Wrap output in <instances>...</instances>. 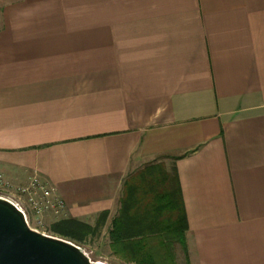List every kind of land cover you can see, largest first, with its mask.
Here are the masks:
<instances>
[{
  "label": "crops",
  "instance_id": "crops-1",
  "mask_svg": "<svg viewBox=\"0 0 264 264\" xmlns=\"http://www.w3.org/2000/svg\"><path fill=\"white\" fill-rule=\"evenodd\" d=\"M0 175L128 264L182 252L175 185L185 264H264V0L5 4Z\"/></svg>",
  "mask_w": 264,
  "mask_h": 264
},
{
  "label": "water",
  "instance_id": "water-1",
  "mask_svg": "<svg viewBox=\"0 0 264 264\" xmlns=\"http://www.w3.org/2000/svg\"><path fill=\"white\" fill-rule=\"evenodd\" d=\"M0 264H110L78 242L31 227L24 211L0 195Z\"/></svg>",
  "mask_w": 264,
  "mask_h": 264
},
{
  "label": "built area",
  "instance_id": "built-area-1",
  "mask_svg": "<svg viewBox=\"0 0 264 264\" xmlns=\"http://www.w3.org/2000/svg\"><path fill=\"white\" fill-rule=\"evenodd\" d=\"M0 195L12 200L21 208L28 224L35 229V225H39L44 215L60 217L65 209V203L56 194L55 188L35 175L30 176L23 185H13L0 175Z\"/></svg>",
  "mask_w": 264,
  "mask_h": 264
},
{
  "label": "trees",
  "instance_id": "trees-1",
  "mask_svg": "<svg viewBox=\"0 0 264 264\" xmlns=\"http://www.w3.org/2000/svg\"><path fill=\"white\" fill-rule=\"evenodd\" d=\"M175 184V181L174 183ZM178 188L171 186L169 190L165 192H159L158 202L163 204L166 209L173 211L175 213L174 220L169 223L167 228L172 231L175 235V239L181 244L183 252L186 254L185 240H184V230L186 229V218L184 214L183 204L181 198H179ZM168 221V220H167ZM52 234L62 236L73 240L75 242L81 241L84 236L89 233L86 232L89 227L80 224V222L75 220H59L53 222L49 225ZM166 253V252H165ZM163 251L158 250L156 252H151L153 256L152 259L147 261L148 264H174L173 259L170 254H165Z\"/></svg>",
  "mask_w": 264,
  "mask_h": 264
},
{
  "label": "rangeland",
  "instance_id": "rangeland-1",
  "mask_svg": "<svg viewBox=\"0 0 264 264\" xmlns=\"http://www.w3.org/2000/svg\"><path fill=\"white\" fill-rule=\"evenodd\" d=\"M11 1L13 0H0V25H1V11H2V8L5 4L7 3H10ZM62 216V215H61ZM60 216V217H61ZM56 218H59V217H56V216H53L51 214H46L42 217L41 219V222L39 223V225H35V227L37 229H39L40 231H43L45 233H48V234H52L51 233V230L49 228V225L56 219ZM86 244L88 245H82L86 250L87 252L89 253L90 257L94 260H103L105 262H108L110 264H128V263H125L124 260H119L115 257H113L111 255V253L109 252V249L107 247V245L102 242V243H98V241H96V245H97V249L93 250V244L90 242V244H88L86 242ZM165 253V252H164ZM167 254H170L172 259H173V263L174 264H185L184 263V260H183V250L182 252L180 251H172L169 249V252H166ZM165 253V254H166Z\"/></svg>",
  "mask_w": 264,
  "mask_h": 264
}]
</instances>
